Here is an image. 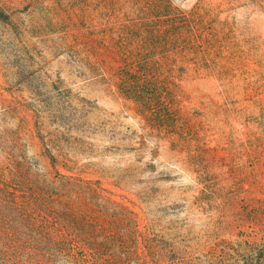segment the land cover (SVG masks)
Wrapping results in <instances>:
<instances>
[{"label":"rangeland","instance_id":"rangeland-1","mask_svg":"<svg viewBox=\"0 0 264 264\" xmlns=\"http://www.w3.org/2000/svg\"><path fill=\"white\" fill-rule=\"evenodd\" d=\"M0 13V264H264V0Z\"/></svg>","mask_w":264,"mask_h":264},{"label":"trees","instance_id":"trees-1","mask_svg":"<svg viewBox=\"0 0 264 264\" xmlns=\"http://www.w3.org/2000/svg\"><path fill=\"white\" fill-rule=\"evenodd\" d=\"M0 18L6 19V17L3 14H1V13H0Z\"/></svg>","mask_w":264,"mask_h":264}]
</instances>
